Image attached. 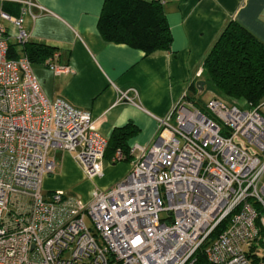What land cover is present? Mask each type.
Here are the masks:
<instances>
[{
	"label": "built area",
	"instance_id": "1",
	"mask_svg": "<svg viewBox=\"0 0 264 264\" xmlns=\"http://www.w3.org/2000/svg\"><path fill=\"white\" fill-rule=\"evenodd\" d=\"M20 3L21 17L1 18L24 46V15L47 10ZM11 37L0 25V264H202L201 256L206 264H264V101L216 97L206 111L182 101L174 123L158 119L150 148L131 149L135 161L116 186L95 190L88 203L62 191L47 196L52 152L74 155L94 179L108 142L90 113L46 97L32 62L10 57ZM58 59L48 67L68 72ZM204 74L202 67L195 80ZM137 98L135 89L120 92L117 104ZM123 160L118 151L114 162Z\"/></svg>",
	"mask_w": 264,
	"mask_h": 264
},
{
	"label": "crops",
	"instance_id": "2",
	"mask_svg": "<svg viewBox=\"0 0 264 264\" xmlns=\"http://www.w3.org/2000/svg\"><path fill=\"white\" fill-rule=\"evenodd\" d=\"M20 1L0 0V25L16 46L17 30L1 18V13L21 17L24 6ZM32 1L47 12L34 8L35 18L24 15L23 30L29 43L50 47L59 55L57 63L69 67L68 72L56 74L47 65L51 57L32 63L46 97L63 99L90 113L95 130L107 142L115 130L134 125L139 133L130 140L131 149L150 148L157 139L158 119L174 123L175 108L182 101L193 102L196 107L198 100L208 103L204 99L206 85L197 87L205 76L201 81L195 76L230 23L239 24L264 44V0H160L173 42L169 52L152 56L103 40L98 23L106 0ZM131 89L138 92L137 105L117 104L120 92ZM116 154L104 159L102 175L97 178L105 176L106 159L117 164ZM63 156L64 152H56V170ZM130 161L133 163L135 156ZM122 162H128L125 155Z\"/></svg>",
	"mask_w": 264,
	"mask_h": 264
},
{
	"label": "trees",
	"instance_id": "3",
	"mask_svg": "<svg viewBox=\"0 0 264 264\" xmlns=\"http://www.w3.org/2000/svg\"><path fill=\"white\" fill-rule=\"evenodd\" d=\"M98 30L107 43L127 45L146 56L169 52L173 37L160 0H106ZM53 49L27 43L11 45V58L27 57L32 63L53 55ZM205 85L228 101L257 107L264 101V44L248 30L232 22L213 47L205 64ZM196 91V87L193 88ZM206 111L205 107H200ZM139 133L134 125L113 132L105 158L122 151L132 158L130 140ZM224 226H221L214 237ZM201 263L206 264L201 256ZM253 264H261L253 262Z\"/></svg>",
	"mask_w": 264,
	"mask_h": 264
},
{
	"label": "rangeland",
	"instance_id": "4",
	"mask_svg": "<svg viewBox=\"0 0 264 264\" xmlns=\"http://www.w3.org/2000/svg\"><path fill=\"white\" fill-rule=\"evenodd\" d=\"M220 98L229 104H237L240 106H245V104L238 101H228L222 98L218 93L206 85L204 99L209 101V97ZM206 102L197 101V106L205 107ZM61 153V152H60ZM66 156H63L57 161V170L54 175L45 178L43 191L45 195H49L53 192L62 191L67 195L76 196L81 198L85 203L90 202L92 194L95 190L101 189L102 191L109 190L116 186L123 178H125L132 168L131 161L119 162L116 165L109 163L108 159L104 162V172L105 176L102 178L89 179V177L84 172L80 164L74 159V155L64 152ZM56 152L51 153L52 159H54ZM70 173V174H69ZM118 180V181H117ZM113 186H110L112 185ZM110 186V187H109ZM52 190V191H51ZM162 219H167V213L161 214ZM87 224L90 228L93 227V223L87 220ZM264 263V260H263Z\"/></svg>",
	"mask_w": 264,
	"mask_h": 264
},
{
	"label": "water",
	"instance_id": "5",
	"mask_svg": "<svg viewBox=\"0 0 264 264\" xmlns=\"http://www.w3.org/2000/svg\"><path fill=\"white\" fill-rule=\"evenodd\" d=\"M203 86H204V82H199V83L197 84V87H198L199 89H202Z\"/></svg>",
	"mask_w": 264,
	"mask_h": 264
}]
</instances>
